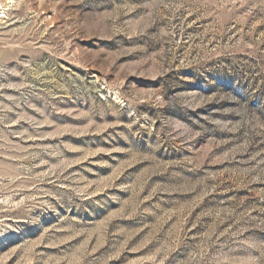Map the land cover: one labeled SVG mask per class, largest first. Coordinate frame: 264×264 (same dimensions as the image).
<instances>
[{"label": "rangeland", "instance_id": "374dc122", "mask_svg": "<svg viewBox=\"0 0 264 264\" xmlns=\"http://www.w3.org/2000/svg\"><path fill=\"white\" fill-rule=\"evenodd\" d=\"M0 264H264V0H0Z\"/></svg>", "mask_w": 264, "mask_h": 264}, {"label": "bare ground", "instance_id": "6f19581e", "mask_svg": "<svg viewBox=\"0 0 264 264\" xmlns=\"http://www.w3.org/2000/svg\"><path fill=\"white\" fill-rule=\"evenodd\" d=\"M8 10V9H7Z\"/></svg>", "mask_w": 264, "mask_h": 264}]
</instances>
